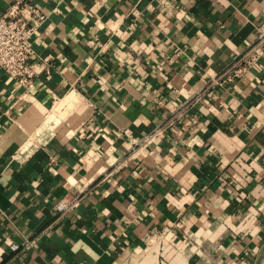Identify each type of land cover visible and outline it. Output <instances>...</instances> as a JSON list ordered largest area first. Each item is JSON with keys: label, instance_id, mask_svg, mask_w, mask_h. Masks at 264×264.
<instances>
[{"label": "crops", "instance_id": "obj_1", "mask_svg": "<svg viewBox=\"0 0 264 264\" xmlns=\"http://www.w3.org/2000/svg\"><path fill=\"white\" fill-rule=\"evenodd\" d=\"M28 1L44 69L0 66V264H264V0Z\"/></svg>", "mask_w": 264, "mask_h": 264}, {"label": "built area", "instance_id": "obj_2", "mask_svg": "<svg viewBox=\"0 0 264 264\" xmlns=\"http://www.w3.org/2000/svg\"><path fill=\"white\" fill-rule=\"evenodd\" d=\"M49 13L28 0H17L0 16V66L22 86L30 87L44 69V61L34 47L36 31L48 19ZM254 53L264 54V23L259 25V34ZM254 57L249 62L254 61ZM158 132L146 136L141 142L147 145L157 138ZM82 195L65 196L57 202L60 214L76 209ZM20 245L13 243L12 249Z\"/></svg>", "mask_w": 264, "mask_h": 264}]
</instances>
